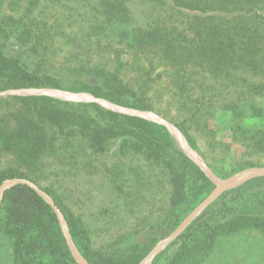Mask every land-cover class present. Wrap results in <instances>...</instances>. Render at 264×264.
I'll use <instances>...</instances> for the list:
<instances>
[{
    "label": "rangeland",
    "instance_id": "obj_1",
    "mask_svg": "<svg viewBox=\"0 0 264 264\" xmlns=\"http://www.w3.org/2000/svg\"><path fill=\"white\" fill-rule=\"evenodd\" d=\"M110 2L126 7L128 16L124 17L125 21L113 20L116 15L111 5L102 6L100 0H0V20L9 23L15 20L14 29L9 27L6 32L0 31V46H6L10 37L20 40L30 37L31 41L24 48L16 49L10 44L9 52L24 51L42 56L40 60L35 55L29 58V64L51 74L64 85L76 80L67 71H76L80 66L90 70L118 67L125 72L126 79L135 81L133 79L150 68L152 77L167 70L159 60L156 61L160 48L156 43L163 39L182 52L201 44L192 29L194 23L209 22L211 27L227 24L225 27L241 28L240 11L233 12V8L221 6L217 0H207L202 6L205 11L178 6L174 0ZM148 30L156 36V40L150 43L144 34ZM135 34L139 35V40L133 39ZM37 38L39 43L35 40ZM142 40L145 41L144 48ZM188 64H185L186 69L194 73L189 70L193 82L187 92L170 93L174 84L171 73L152 82L153 89L149 94L158 102L155 110L142 111L103 101L97 103L125 114H143L146 119L165 126L177 146L205 171L216 186L244 170L264 166V151H257L251 145L253 130L242 132L234 128L235 121L229 118L225 109L236 102L241 110V98L254 100L263 107V114L249 116L241 122L251 129L264 128V92L251 94L246 83L241 81L245 79L264 86V73L241 69L238 61L219 66L212 63L205 68L196 60ZM215 68L222 72H215ZM202 77L212 86L211 100H208L211 104L201 105L197 101L201 95L198 81ZM45 92L61 100L92 102L95 99L88 92L47 87L35 92L0 93V96L47 95ZM13 104L11 101L10 111L16 108ZM177 124L188 129L195 148ZM184 141L191 146L190 150ZM55 148L58 153L48 148L35 160L32 176L38 185L53 190L62 204L83 219L93 249H126L130 243H140L141 247L148 248L144 258L172 232L164 234V229L152 227L157 226L155 223L168 212L170 186L157 163L146 159L143 152L131 146L122 149L121 146H107L103 151L94 152L93 148L82 144V139H77L73 146ZM19 162H24L23 166L27 168L28 160L12 150L0 149V168ZM12 251L11 240L0 232V264H15ZM199 264H264V229L249 227L222 236Z\"/></svg>",
    "mask_w": 264,
    "mask_h": 264
},
{
    "label": "trees",
    "instance_id": "obj_2",
    "mask_svg": "<svg viewBox=\"0 0 264 264\" xmlns=\"http://www.w3.org/2000/svg\"><path fill=\"white\" fill-rule=\"evenodd\" d=\"M110 1L100 0L102 6L111 5L116 15L113 20L125 21L124 17L128 16L126 7L118 2L111 4ZM174 1L181 7L205 11L202 6L207 0ZM217 3L233 8V12L240 11L241 28L225 27L227 24L211 27L209 22L194 23L192 29L201 44L182 52L163 39L161 43H156L160 47L156 61L159 60L167 70L159 71L156 77H152L153 70L150 68L133 79L135 81L126 79L125 72L118 67L90 70L80 66L76 71H67L76 79L74 83L61 84L51 74L29 64V58L35 55L40 60L42 56L24 51L17 54L9 52L10 44L16 49L24 48L31 41L30 37L28 40L10 37L6 46H0V92L44 87L88 92L111 103L145 111L157 109L158 102L149 93L153 89L152 82L158 77L171 73L174 84L170 93L189 90L193 82L191 72L194 71L186 69L185 64L190 65L195 60L200 61L203 68L212 63L219 66L238 61L241 69L264 73V0H217ZM228 13L232 15V11ZM14 22L0 20V31L6 32L9 27L14 29ZM144 34L149 43L156 40L152 30ZM138 36L135 34L133 39L139 40ZM35 40L40 42L38 38ZM144 43L142 40L143 48ZM45 48L47 50L48 46ZM214 71L222 72L217 68ZM82 76L85 78L82 79ZM241 81L246 83L251 94L264 92L262 84L245 79ZM198 88L201 95L197 101L201 105L211 104L208 100H211L212 86L205 77L198 81ZM11 101L16 107L13 111L8 109ZM225 109L229 118L235 121L233 127L242 132L253 130L251 145L257 151H264V128L251 129L241 122L249 116H261L263 107L254 100L241 98V110L236 102ZM0 111L3 112L0 114V149L12 150L28 160L27 168H24V162L0 168V185L11 178H27L37 183L32 176L35 160L48 148L58 153L55 146H73L77 139H82V144L90 146L94 152L103 151L107 146H121V149L131 146L143 152L146 159L157 163L168 179V212L155 223L157 226H152L164 229V234L176 229L185 215L216 186L205 171L177 146L165 126L144 117L114 111L94 101L61 100L50 95L0 96ZM178 126L195 148L188 129ZM41 187L65 214L73 240L90 264H140L147 247L130 243L126 249H93L83 219L62 204L53 190ZM249 227L264 229V177L223 193L156 256L153 264H199L208 257L222 236ZM0 232L11 240L15 264H78L55 211L28 185L17 184L6 191L0 211Z\"/></svg>",
    "mask_w": 264,
    "mask_h": 264
},
{
    "label": "water",
    "instance_id": "obj_3",
    "mask_svg": "<svg viewBox=\"0 0 264 264\" xmlns=\"http://www.w3.org/2000/svg\"><path fill=\"white\" fill-rule=\"evenodd\" d=\"M39 90V88H32L27 90H18V91H5L0 93H9V92H24V91H32L35 92ZM47 95H49L48 92ZM85 100V99H84ZM83 101V100H79ZM95 102H107L108 104H113L109 102L106 99L95 97ZM117 106V105H115ZM128 113V112H127ZM141 117L147 118L143 114H136ZM185 142V141H184ZM187 142V141H186ZM185 142V143H186ZM188 150L191 149V146L186 143ZM264 176V166H256L249 168L247 170H244L243 172L237 174L236 176L232 177L231 179L227 180L222 185H217L210 193L209 195L202 200L189 214L185 216V218L181 221V223L174 229L169 235H167L165 238L161 239L151 250L150 252L141 260L140 264H151L152 261L158 256L161 252H163L174 240H176L186 229L187 227L203 212L205 211L211 204H213L223 193L232 190L236 187H239L246 182L256 178ZM17 184H24L31 187L35 192H37L41 197L45 199L46 202H48L53 210L55 211L60 225L62 227V230L64 232L66 241L68 243V246L70 248L72 256L75 258V260L78 262V264H90L87 259L81 254L79 251L77 245L75 244L67 219L65 217V214L62 212L61 208L57 205L54 198L47 193L41 186H39L37 183L27 179V178H11L9 180H6L0 185V211L2 202L4 199V195L6 191Z\"/></svg>",
    "mask_w": 264,
    "mask_h": 264
},
{
    "label": "bare ground",
    "instance_id": "obj_4",
    "mask_svg": "<svg viewBox=\"0 0 264 264\" xmlns=\"http://www.w3.org/2000/svg\"><path fill=\"white\" fill-rule=\"evenodd\" d=\"M186 146V145H185ZM188 148V147H187Z\"/></svg>",
    "mask_w": 264,
    "mask_h": 264
}]
</instances>
